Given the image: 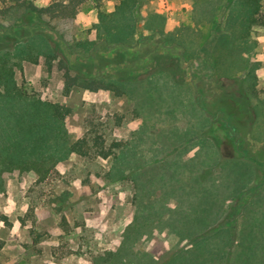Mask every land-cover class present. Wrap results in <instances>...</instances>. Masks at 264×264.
Here are the masks:
<instances>
[{
    "label": "rangeland",
    "instance_id": "374dc122",
    "mask_svg": "<svg viewBox=\"0 0 264 264\" xmlns=\"http://www.w3.org/2000/svg\"><path fill=\"white\" fill-rule=\"evenodd\" d=\"M7 5L0 23L9 26L22 10ZM25 19L24 36L41 33L53 56L15 60L16 82L69 107L70 142L122 147L108 157L69 152L44 180L4 171L0 264H114L117 253V264H162L189 249L192 264H264V26L247 4L86 0L74 16ZM64 64L72 75L122 79L112 84L120 92L66 90ZM227 227L219 256L214 233ZM207 234L212 247L201 249Z\"/></svg>",
    "mask_w": 264,
    "mask_h": 264
},
{
    "label": "trees",
    "instance_id": "16d2710c",
    "mask_svg": "<svg viewBox=\"0 0 264 264\" xmlns=\"http://www.w3.org/2000/svg\"><path fill=\"white\" fill-rule=\"evenodd\" d=\"M86 0H52L47 6H37L32 0H1L8 3L5 10L15 8L22 12L15 14L9 26L0 23V189L3 184V172L19 169L21 171H35L41 180H44L50 169L58 160L64 158L69 152H77L87 155L89 150L101 157L112 155L113 148L122 147L120 142H112L104 146L95 136H83L70 142L65 129V117L70 109L65 104L42 99L35 92L28 91L16 82L13 66L15 60L27 58L37 61V57L43 53L47 59H51L53 51L41 33L26 35L24 33L25 18L35 13L37 16L45 13L51 17L74 16L79 6ZM250 10V20L259 22L264 26V12L260 11V0H243ZM1 12V8H0ZM12 31L8 35L7 31ZM11 37V38H8ZM41 37L39 43L34 39ZM63 66V65H62ZM64 64V77L66 90L73 84L82 85L92 90L99 88H110L119 93V88L112 87V84L119 83L122 79H114L113 82L106 81L102 76L85 77L79 70L72 75L69 66ZM129 79H132L129 77ZM126 80V79H124ZM99 145V146H98ZM105 147V148H104ZM199 175L198 178H201ZM175 230L176 228H172ZM178 232H181L178 230ZM221 232V236L218 233ZM204 234V232H203ZM226 234V235H225ZM215 239L221 237L220 243L214 240L213 248L219 256H223L226 246L230 240V229L222 228L214 233ZM210 237V236H209ZM201 239V238H200ZM211 239V238H210ZM208 234L202 237L201 249H211L208 243ZM195 246V245H194ZM196 245L195 248L198 249ZM195 249H189L188 255H183L182 250L172 255L162 264H188L194 263ZM210 251V250H209ZM244 259L249 257L248 245L244 250ZM114 264L120 259V254L114 255ZM190 258L188 261L185 258ZM203 260H200V263ZM185 263V264H187ZM143 264V263H140ZM155 264L153 260L151 263ZM225 264H229L227 261Z\"/></svg>",
    "mask_w": 264,
    "mask_h": 264
},
{
    "label": "crops",
    "instance_id": "0c3cea01",
    "mask_svg": "<svg viewBox=\"0 0 264 264\" xmlns=\"http://www.w3.org/2000/svg\"><path fill=\"white\" fill-rule=\"evenodd\" d=\"M207 144L209 145V143H207ZM209 146H211L210 149H209V152H210V151H211V152H214V147H212L211 143H210ZM207 150H208V149H207ZM206 152H207V151H206ZM211 152H210V153H211Z\"/></svg>",
    "mask_w": 264,
    "mask_h": 264
}]
</instances>
